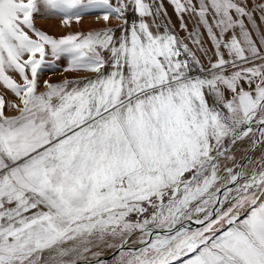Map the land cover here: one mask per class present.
<instances>
[{"label": "snow or ice", "instance_id": "6c2138e0", "mask_svg": "<svg viewBox=\"0 0 264 264\" xmlns=\"http://www.w3.org/2000/svg\"><path fill=\"white\" fill-rule=\"evenodd\" d=\"M168 3L0 0V264H264V0Z\"/></svg>", "mask_w": 264, "mask_h": 264}, {"label": "rangeland", "instance_id": "374dc122", "mask_svg": "<svg viewBox=\"0 0 264 264\" xmlns=\"http://www.w3.org/2000/svg\"><path fill=\"white\" fill-rule=\"evenodd\" d=\"M163 2L165 5V8L168 11L169 17L171 18L172 24L175 26V31L180 36H185L186 33L183 32L182 30H180V28H179V21H178L176 15L172 9V6L168 3V0H163ZM250 6H251V3H250ZM129 19L130 20L132 19L131 13H129ZM256 19H257V23L260 24L258 15L256 16ZM119 24H120V22L118 20L110 19L107 26H110L114 29H117L116 35H119V31H118ZM35 26L38 29L45 31L49 35H53L55 37L65 35L70 31L75 32V31L83 30V31L87 32L89 30H100V29L106 27L105 23L102 20H97L96 14L85 15L79 24L73 23L70 28L63 26L61 24L60 18H58V17L44 18V17H41L38 15L35 19ZM191 27H192V24H191V22H189V30H191ZM261 29L264 30V25H261ZM205 39H206V36H205ZM210 46L211 45L209 42V47ZM66 66H67V59L62 58L57 64V70H55V71L45 70L42 73V75L40 77L41 81L47 79L52 83H59L65 77L71 79V78H75L77 76L86 75L85 73H62L63 68ZM16 78L19 79L18 76ZM8 99L14 100L15 97L11 93H8ZM7 114L8 115H15L16 113H14L11 110H7ZM237 145H235V146L230 145V147L233 148V153H235V154L238 152V150H243L247 146V142L246 141L238 142ZM254 156L259 157L260 151H256L254 153Z\"/></svg>", "mask_w": 264, "mask_h": 264}, {"label": "bare ground", "instance_id": "6f19581e", "mask_svg": "<svg viewBox=\"0 0 264 264\" xmlns=\"http://www.w3.org/2000/svg\"><path fill=\"white\" fill-rule=\"evenodd\" d=\"M237 145V144H236ZM238 146V145H237ZM246 151H248V144H247V146L243 149V150H238V152L235 154L236 155V157H237V159L238 160H240L241 159V157H242V155L246 152Z\"/></svg>", "mask_w": 264, "mask_h": 264}]
</instances>
